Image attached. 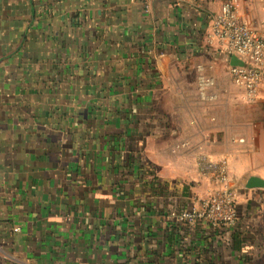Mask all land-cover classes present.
<instances>
[{"label": "crops", "instance_id": "1", "mask_svg": "<svg viewBox=\"0 0 264 264\" xmlns=\"http://www.w3.org/2000/svg\"><path fill=\"white\" fill-rule=\"evenodd\" d=\"M154 2L0 0V264H264V81L244 103L207 42L224 0ZM203 155L227 160L231 230L171 217L206 193Z\"/></svg>", "mask_w": 264, "mask_h": 264}, {"label": "built area", "instance_id": "2", "mask_svg": "<svg viewBox=\"0 0 264 264\" xmlns=\"http://www.w3.org/2000/svg\"><path fill=\"white\" fill-rule=\"evenodd\" d=\"M140 2L147 14L153 9L154 0H131ZM210 47L217 46L229 61L237 57L243 65H232L234 84L242 90V101L254 104L264 81V30L253 28L243 19L240 0H224L207 30ZM198 91L202 101L220 104L215 92L216 81L208 75V66L197 67ZM240 141L244 142L243 139ZM199 167L204 177L206 193L195 198L192 208L172 211L171 217L182 226L195 228L204 224L211 230H231L239 220L238 199L229 177L227 160L203 155ZM16 232H22L20 228ZM23 264H30L29 260Z\"/></svg>", "mask_w": 264, "mask_h": 264}, {"label": "water", "instance_id": "3", "mask_svg": "<svg viewBox=\"0 0 264 264\" xmlns=\"http://www.w3.org/2000/svg\"><path fill=\"white\" fill-rule=\"evenodd\" d=\"M176 0H155L154 2V8L156 15L159 16L160 9L163 7L168 6L169 4H175ZM232 65H243V62L240 61L237 57H233L231 60ZM254 181V182H253ZM251 186H261L264 187V181L259 179H252V182L250 184Z\"/></svg>", "mask_w": 264, "mask_h": 264}, {"label": "trees", "instance_id": "4", "mask_svg": "<svg viewBox=\"0 0 264 264\" xmlns=\"http://www.w3.org/2000/svg\"><path fill=\"white\" fill-rule=\"evenodd\" d=\"M235 245H236V248H237V247H240V241H239V238H236V244H235Z\"/></svg>", "mask_w": 264, "mask_h": 264}, {"label": "rangeland", "instance_id": "5", "mask_svg": "<svg viewBox=\"0 0 264 264\" xmlns=\"http://www.w3.org/2000/svg\"><path fill=\"white\" fill-rule=\"evenodd\" d=\"M196 196H197V194L194 195V197H196Z\"/></svg>", "mask_w": 264, "mask_h": 264}]
</instances>
